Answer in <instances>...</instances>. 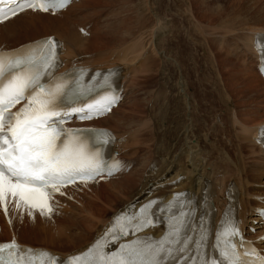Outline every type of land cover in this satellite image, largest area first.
I'll list each match as a JSON object with an SVG mask.
<instances>
[{
    "label": "bare ground",
    "instance_id": "obj_1",
    "mask_svg": "<svg viewBox=\"0 0 264 264\" xmlns=\"http://www.w3.org/2000/svg\"><path fill=\"white\" fill-rule=\"evenodd\" d=\"M84 1L86 0L74 1L65 10L59 13H39L30 10L25 11L9 19L5 23L0 24V50H9L36 39L51 36L56 40V42H60L59 57L62 60V66L65 69L84 66L95 70L100 69L99 73H102V71L106 70L107 68H112L115 70L117 67H120L123 71V89L121 94L122 102L111 112L110 115L98 120L96 124L100 127L113 130L121 140H125V143L120 146L119 150L123 152V156L129 157V161L130 159L134 158L133 156H135V152H133L131 148H134L137 145L147 146L148 148V145L156 144L154 148L155 153L150 156L151 158L148 159L147 162H150L155 158V162H152V164L155 165L154 167L157 170L158 168L160 169V173L156 177H152L149 172H146L145 167H143L141 173L138 174V168H141L142 166L138 168L136 166L123 177H113L109 181H102L100 183H80L65 189H60V195L54 197L52 200L51 213H45L44 215H41L40 209H32V214L29 215L28 208L21 207L18 209L13 198L8 197L9 202L7 215H4L0 209V242H15L16 244L26 245L32 248H42L54 254L61 255L62 257L72 254H80L89 244L93 245L96 243V241L107 232L108 228L112 226L118 217L127 215L129 213H134L136 208H138L151 197L169 194L168 190H170L172 186H169L167 183L173 181H176L175 184L178 187L191 192L196 200H199L198 197H200V193L204 187L208 189V193L212 198L210 206L215 210L216 215L213 221V228H216L217 225L222 221L227 210V200L226 196H223V193L227 192L226 186L231 181H234L238 184L241 193L238 206L240 228L242 232L249 236L251 240H253L256 244L261 245L264 230L261 225L259 228L255 226L259 220L255 217L254 211L255 207L260 203L258 197L264 195V192H259L256 190L257 185L264 186V151L260 150L259 147L255 145L254 138L259 139L258 135L264 129V81L257 73V62L252 47L254 40L264 42V22L262 21V26H259L258 28H248L246 25L242 24L243 27L240 26L241 29L239 30H235L234 26L232 28L235 31H231V29H229L231 31L230 32L227 30V34H230L231 36H237L232 38L233 44L231 51H235L233 53L240 61V68L233 74L234 76H239L240 82L235 83L234 80L233 83V81L229 82L227 79L226 81L217 79L218 82L215 81L213 83H208L203 77L201 80L204 82L196 81L197 87L193 86L196 84V82L195 84H191L193 90L196 91L195 97L193 93L190 94L188 92L189 86L187 84L189 83L185 82L186 77H183V68H181L184 66H181L180 64L179 67L174 59H170L171 57L167 58L169 55L165 54L163 50L160 49L162 41L164 43L166 41H164V37L168 36L167 34L171 32L170 26H168L169 24L163 26V24L167 23V19H165L163 15L160 16L158 13H155L157 10L154 8L155 6L153 0H144L147 7V13L143 15V17L148 16V18L153 20L152 27L150 26L149 29L147 27V30H144L145 26L143 25L144 29L139 28L140 30L136 34H132V37L130 36V41H128L129 39L124 41L125 43H129L121 45L119 50L123 48L124 50L118 54L117 59H115L116 56H112L115 54L113 51L108 56H98L99 54L94 52L87 54V52H89L87 45L91 42V44H89V48H94L93 45L97 43V39L102 37V34L99 35V37L95 34L96 38L91 40V33H94L96 30L93 31V29H91L90 32H80L79 29H83L80 23L76 20L69 19L71 16L70 13L73 12L75 14V9L81 8L79 4L83 3ZM77 2L79 4H76ZM127 4H130V2ZM166 7L169 10L167 5ZM204 12L206 13L208 11L205 10ZM176 14H178L177 17H180L179 13ZM125 15L126 14H124V16ZM129 15L131 17L132 13H129ZM180 15L183 16L182 13ZM205 17H207V15ZM207 19L209 20V18ZM210 23L213 24V19ZM195 25H197V22ZM232 25L234 24H230V27ZM204 26L203 28H205L204 30L206 32L208 27L206 28ZM237 26L235 28H239ZM77 27L78 30H75ZM224 27L225 25L222 28ZM226 27L228 26L226 25ZM226 27L222 30L227 29ZM208 29L211 31L212 28ZM216 30L217 29H215V31ZM213 31L211 32L213 33ZM19 34L25 35L19 36ZM187 34L185 33V35ZM190 34L191 33H189V35ZM224 34H226V31H224ZM195 35H197V33ZM204 36L205 40L208 41L206 38L210 35H206L205 33ZM174 37L176 36L174 35ZM173 42L174 39L170 43ZM195 42H193V44ZM196 45H198V43ZM211 46L212 45H210V48H208L209 46H204L205 48H208L207 50L204 49L207 51L206 53L210 54V49L214 48L213 46L211 48ZM227 50L229 49L227 48ZM99 57L105 58L106 61L99 62ZM227 58L229 57L227 56ZM152 60L157 62L163 60H172L173 66L175 65L173 68L174 70H172L178 75L172 85L167 87L168 90L165 88L163 90L158 89L157 91L151 89L153 93L150 95V98L153 99H156V97H173V99L182 103L183 118H181L180 122L177 121L175 125H172L169 122V127H174L176 130L175 138L169 143H165L164 140L159 138L158 133L160 132L161 128L157 124L156 120L152 119L151 121V131H147L148 120L146 117L141 119L139 123L136 120V123L138 124L135 125L134 128H130V123L132 122L131 120L137 109V105L139 104L135 99L132 101L131 107L129 108L131 117L128 120H122L117 117L118 113L123 111V106L130 102L131 98H129V92L135 88L134 85L137 86L135 82L137 81L138 83V80L136 79H140L138 74L141 75V73H139L141 64L139 65V62H143L142 64L144 66L145 75L146 70L147 73L155 72L153 65L151 64ZM224 64H226V62ZM227 66L226 68H228ZM232 66H234V64ZM229 71L231 73V70ZM141 72L143 73V71ZM158 72L160 74L159 77L161 79V83L163 82V84H165L169 80L168 77V80L164 78L167 76L166 72H161V70H158ZM185 72L187 73V71ZM188 78L189 77H187V79ZM207 83L208 86L206 85ZM138 85L140 84L138 83ZM147 88L148 87H145V89ZM145 89H143V91ZM205 92H210L207 96L216 95V98L221 103L222 108L217 111L215 114L216 116L214 115L215 121L212 124L213 130L209 133L201 134L198 133L200 131V126L198 124V119H200V117L196 115V99L202 98V100L206 102L208 97L206 96ZM146 93H143L144 96ZM124 125H127V128L124 127V129ZM196 127H199V129L196 130ZM210 133H215L220 136V143L225 146L223 149L210 147L212 145V141L209 136ZM163 143H165L166 146H163ZM204 145L206 147H204ZM259 146H263V143L260 142ZM161 171L164 175L161 174ZM172 174L174 177L170 178ZM180 176H183L185 180L181 179L177 181L178 177ZM156 178L158 180L165 178V182H154ZM120 179L123 180L119 181ZM161 184L165 185L163 189H154ZM212 189L219 191L220 194H213ZM168 200V197L163 199L164 202H167ZM196 205L198 208L201 206V204L198 202H196ZM126 208L127 210H124ZM73 216L75 217V221H69L68 219H72ZM184 217H186V215H184ZM52 220L62 224L63 230L58 229L60 226L57 228V230L51 229V227H54L51 225ZM74 222H80L81 224H76ZM188 224L190 227H194L193 220L189 219ZM71 228L77 231L76 234H74L76 236H73L67 232ZM252 228L255 229L254 233H251ZM50 229L51 231H49ZM59 231L63 232L65 235L63 238L64 240H55V242L60 245L65 241H68L70 242V246L61 248V246H58L46 239V237H49L52 232ZM154 231L158 232V235L162 233V230L160 229H155ZM37 233H39L43 238L42 240H39L38 243L42 244L41 241H44V243L47 242L52 246L46 247L33 245L32 243L27 242V239L24 240L26 235H33ZM76 237L79 239L76 240ZM120 241L121 238L119 237L118 240L112 244V247H117ZM55 246H58V248H55Z\"/></svg>",
    "mask_w": 264,
    "mask_h": 264
},
{
    "label": "snow or ice",
    "instance_id": "obj_2",
    "mask_svg": "<svg viewBox=\"0 0 264 264\" xmlns=\"http://www.w3.org/2000/svg\"><path fill=\"white\" fill-rule=\"evenodd\" d=\"M68 0H0V22L20 12L52 11L63 8ZM7 5V10L5 6ZM58 42L52 38L38 41L12 53L0 52V207L8 213V197L16 207L39 208L41 215L51 212L49 201L62 187L77 179L87 182L104 170L99 151H92L76 131L65 130L64 113L58 100L66 95L63 82L46 86L42 81L57 66ZM264 51V50H262ZM26 101L17 111L11 109ZM114 98L89 104L87 110L73 108L81 119L107 112ZM107 135V134H102ZM142 209L141 212H145ZM151 222L145 217L135 230ZM180 227L172 226L171 237L164 236L156 244L140 241L121 244L119 251L106 254L104 243L96 242L83 255L68 264H166L176 252H184ZM121 235H128L122 225ZM111 235V232L109 233ZM239 236L234 226L222 233L225 247L220 250L225 264H237V252L230 237ZM7 251V255L4 253ZM0 264H56L45 252L20 249L15 242L0 245Z\"/></svg>",
    "mask_w": 264,
    "mask_h": 264
},
{
    "label": "rangeland",
    "instance_id": "obj_3",
    "mask_svg": "<svg viewBox=\"0 0 264 264\" xmlns=\"http://www.w3.org/2000/svg\"><path fill=\"white\" fill-rule=\"evenodd\" d=\"M125 1L126 0H121V1H119V0H94V1L93 0H86L81 4H79L78 2L76 3V4H79L81 8L75 9L76 15L73 12L70 13L71 16L69 17V19L78 21L80 23V25L83 27V30H86L84 32H90L91 29H93V31L96 30V31H94V33H91L92 34L91 40H94L96 38L95 34L98 35V37H99V35L102 34V37L100 36L101 38L97 39L98 40L97 43L95 42L96 44L93 45L94 48L93 47H92V49L89 48V44H91V42L87 45V49L89 51V52H87V54L94 52V53H98L99 54L98 56H108L113 51L115 54L112 56H116L115 59H117L118 54H120L124 50V48L119 50L121 45L129 43V42L125 43L124 41H127L128 39H129L128 41H130L132 34L133 35L136 34L140 30L139 28L144 29L143 27L145 26L144 30H147L146 29L147 27H148V29L150 28V26L152 27L153 20L148 18V16L143 17V15L147 13V7L145 5L144 0H135V1L133 0L134 2L131 0H127L130 2V4H127L129 2L126 1L127 2L126 3ZM177 2H178V4H177ZM177 2H176V0H153L154 6H155L154 8H155V10L158 11V12L156 11L155 13H158V15H160V16L163 15V17H165V19H167V23L163 24V26L169 24L168 26H170V32L172 33V34L169 33V34H167L168 36L164 37V41L165 40L166 41H165V43L162 41L160 49L163 50V52L165 54L169 55V56L166 55L167 58L171 57L170 59H172V60L174 59V61L179 65V67H180V64H181V66H184L181 68H183L182 69V71L184 73L183 77L184 78L186 77L185 82L189 83V84H187L189 86L188 92L190 94L193 93L195 96L196 91L193 90L191 84H195L196 81L204 82L203 80H201V79H203V77H204L205 81L208 83H213L215 81L218 82L217 79L222 80V81L223 80L226 81V79H227V81L228 80H229V82L233 81V83L235 80V83L236 82L239 83L240 82L239 76H234L233 74L236 71H238V69L240 68V61L237 59L236 55L233 53L235 51H231L232 50V44H233L232 38L237 37V36H231L230 34H227V30H229V29H231V31L234 29L239 30V29H241V27H243V25H246V27H248V28H254V27L258 28L259 26L261 27L262 21L264 22V0H190V3H189V0H182V1L177 0ZM184 2H185V4H184ZM191 2L193 5L191 4ZM168 3H169V5H168ZM180 3H183V4H180ZM165 4L169 7V10L167 9ZM187 5H189V6H187ZM190 5H192V6H190ZM159 6H162V7H159ZM186 6H187V8H186ZM176 9H178V10H176ZM204 9L208 12L205 13ZM170 10H172V11H170ZM188 12H190V13H188ZM129 13L130 14L132 13L131 17L129 15ZM176 13H179L180 17H177L178 14H176ZM181 13L183 14V16L180 15ZM186 13H188V14H186ZM124 14H126V15L124 16ZM172 14H173V16H172ZM174 14H176V15H174ZM189 15H191V16H189ZM206 15H207V17H205ZM133 16H135V17H133ZM211 17L213 19V24L210 23V22H212ZM191 18H193V19H191ZM207 18H209V20ZM151 20H152V23H151ZM196 22H197V25H199V24L200 25L199 26L195 25ZM176 23L180 24V25H177ZM206 23H208V24H206ZM230 24H234V25H232L230 27ZM202 25L203 26L208 25V26H204V27L212 28L211 31H213V28H214L213 33L208 28L206 29L207 31L205 32V30H204L205 28H203ZM224 25H225V27H226V25L228 27H226L227 29L222 30L225 28V27L222 28ZM235 25L236 26L239 25V26H237L239 28H235L236 27ZM233 26H234V29L232 28ZM190 28H191V31H190ZM109 29H110V31H109ZM185 29H188V30H185ZM215 29H217V30L215 31ZM75 30H78V27L75 28ZM208 31H210V32H208ZM224 31H226V34H224ZM195 32L197 33V35H195L196 34ZM202 32H203V34H202ZM185 33L186 34L188 33V34L185 35ZM189 33H191V34L189 35ZM205 33H206V35H210L206 38V39H208L209 42L206 41L204 38ZM24 35L25 34H19V36H24ZM128 35H129V37H128ZM174 35L176 37H174ZM228 35H230V36H228ZM173 39H174V42H173L174 44L170 43L173 41ZM168 40H169V42H168ZM194 40L198 43V45H196L197 43ZM205 41H206V44H205ZM193 42H195V43L193 44ZM208 44H210L214 47V48H212V46H211L212 49H210V54L206 53L207 51H205L208 48H210V45H208ZM97 45H99V46H97ZM204 46L205 47L209 46V47L205 48ZM227 48L229 50H227ZM92 50H94V51H92ZM219 50H221V51H219ZM211 51H212V53L213 52L214 53L212 54ZM214 54H215V56H214ZM227 56L229 58H227ZM172 60H163L160 62L152 60L151 64L153 65L155 72H153L154 74L149 73V72L147 73V70H146L145 75H144V73H145L144 66L142 64L143 62H139V65L141 64L140 65L141 69H139V73H141V75L138 74L140 79H136V80H138V83L140 85H138L137 81L135 82V84H137L138 88H137V86L134 85L135 88L130 90V92H129V98H131L130 102L128 104H125L122 108L123 111H121L117 115V117L122 119V120H128L131 117V115L129 113V111H130L129 108L131 107L132 101L134 99L137 100V102L139 104L137 105V109H136L134 116L131 120L132 122L130 123V128H134L135 125H137L141 119L146 117L148 120V125H147L148 130L147 131H151L152 130L151 121H152V119L156 120L157 124L161 128L160 132L158 133L159 138L164 140L165 143H169L170 141H172L175 138L176 130L174 129V127H169V122L172 125H175V123L177 121L180 122L181 118H183V106H182V103L180 101L173 99V97H171V98L165 97L167 99H165L163 97H156V99H153V98H150V95L153 93L151 89H154L155 91H157L158 89L163 90L165 88L166 90H168L167 87L171 86L172 83L178 77L176 72L173 71L174 70L173 68L175 65L173 66ZM105 61H106L105 58L99 57V62H105ZM213 61H215V62H213ZM225 62H226V64H224ZM162 63H163V65H162ZM221 64L223 66L224 65L225 66L223 67ZM231 64L232 65L234 64V66H232ZM226 66L228 68H226ZM212 67H213V69H212ZM222 69L225 71V74H224V71ZM158 70H161V72H163V71L166 72L167 76H165L164 78L166 80H168V78H169V80L167 82L165 81L167 84L165 82H164L165 84H163V82L161 83V79L159 77L160 74H159ZM229 70H231L232 75H231ZM141 71H143V73ZM185 71H187V73ZM222 71H223V73H222ZM226 71H227V73H226ZM171 73H172V75H171ZM220 75H222V76H220ZM227 75H230V76H227ZM187 77H189V78L187 79ZM231 77H232V80H231ZM143 79H145V80H143ZM191 80H192V82H191ZM158 81H160V82H158ZM208 83L206 84L207 86H208ZM193 86L197 87V82ZM145 87H148V88L145 89ZM143 89H145V90L143 91ZM147 90H150V91H147ZM146 91H147V93H146ZM141 92H143L144 94L146 93V95L144 96V94ZM206 92H205V94L207 96L208 93H210V92H208V93H206ZM207 97L208 98L206 99V102L203 101L202 98L196 99L197 100L196 115L198 117H200V119H198V124L200 126V131L198 133H201V134L202 133H209L213 130L212 126L207 128V123L210 121L211 118H215V116H216L215 114L217 113V111H219L222 108V105L219 102V100L216 98L217 97L216 95H211V96H207ZM125 109H127V110H125ZM136 120L138 123H136ZM208 125H209V123H208ZM124 127L127 128V125H124L123 128ZM198 129H199V127H196V130H198ZM209 136H210L211 141H212V145L210 147L221 148V149H223L225 147L224 145H222L220 143V136L218 134H215V133L211 134L210 133ZM165 143H163V146H166ZM155 145L156 144H153V145L150 144V145H148V148H147V146L137 145L136 147L131 148V150L133 152H135V156H133L134 158L130 159V161H132L131 164L134 165V162L137 161V163H138L137 168L142 166L141 168H138V170H139L138 174L141 173V171L144 167V162L142 161V159H145L146 161H148V159L151 158L150 156L153 153H155V149H154ZM141 147H144V151L142 153H140V158H138L137 154H139V151H140L139 148H141ZM145 147H146V149H145ZM204 147H206V146L204 145ZM122 180L123 179H120L119 181H122ZM98 186H101V185H98ZM256 190L259 192H264V186L257 185ZM67 216H68V214H67ZM68 220L69 221H75V217L73 216L72 219H68ZM74 223L81 224L80 222H74ZM51 225L54 226V227H51V229L57 230V228L60 226V228H58V229L63 230L62 229L63 225L59 224V222L57 223V222L52 220ZM51 229L49 231H51ZM67 232L69 234H72L73 236H76L74 234H76L77 231L75 229L71 228ZM64 237H65V235L63 234V232L59 231V232H52L49 237H46V239H48L49 241L58 245L55 242V240L63 241ZM26 239L28 240L27 242L32 243L33 245L46 246V247L52 246L51 244H49L47 242L44 243V241H41L42 244L38 243L39 240L43 239L39 233L33 234V235L28 234L24 237V240H26ZM77 239H79V238L76 237V240ZM58 246H61V248H64L66 246H70V242L65 241L64 243H62ZM58 246L57 247L55 246V248H58Z\"/></svg>",
    "mask_w": 264,
    "mask_h": 264
}]
</instances>
